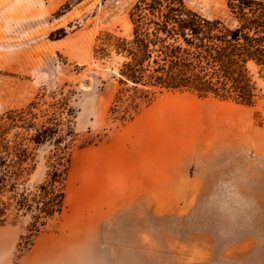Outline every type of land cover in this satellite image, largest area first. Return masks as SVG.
Here are the masks:
<instances>
[{
	"label": "rangeland",
	"instance_id": "374dc122",
	"mask_svg": "<svg viewBox=\"0 0 264 264\" xmlns=\"http://www.w3.org/2000/svg\"><path fill=\"white\" fill-rule=\"evenodd\" d=\"M136 1L0 0V115L32 104L33 114L55 113L62 131L72 132L61 214L33 238L27 217H8L0 253L19 264L37 236H52L75 249L77 264H264V81L252 106L166 90L143 104L128 91L113 112L114 66L95 61L92 49L101 32L130 35ZM226 1L183 0L207 19L229 22ZM60 29L65 37L50 41ZM63 103L72 118L60 113ZM124 126L138 144L148 135L154 142L156 186L129 189L122 181L108 197L104 148ZM54 148L35 150L26 189L43 181Z\"/></svg>",
	"mask_w": 264,
	"mask_h": 264
},
{
	"label": "trees",
	"instance_id": "16d2710c",
	"mask_svg": "<svg viewBox=\"0 0 264 264\" xmlns=\"http://www.w3.org/2000/svg\"><path fill=\"white\" fill-rule=\"evenodd\" d=\"M226 8L229 22L207 19L183 0H137L128 12V37L99 33L92 57L113 64L112 79L118 84L111 110L125 92L148 104L156 90L252 106L258 81H264V0H227ZM65 35L60 29L48 39ZM131 103L135 113L139 108ZM66 107L63 103L60 113L72 118ZM30 109L32 104L0 115V198H5L0 224L10 216L27 217L26 231L33 238L62 212L72 132L62 131L55 113L37 115ZM46 144L55 148L45 159L43 181L26 189L36 170L35 150Z\"/></svg>",
	"mask_w": 264,
	"mask_h": 264
},
{
	"label": "crops",
	"instance_id": "0c3cea01",
	"mask_svg": "<svg viewBox=\"0 0 264 264\" xmlns=\"http://www.w3.org/2000/svg\"><path fill=\"white\" fill-rule=\"evenodd\" d=\"M137 119L139 116L131 123H135ZM130 127L124 126L122 132L110 136L104 148L107 155V171L102 179L106 180L108 197L117 195V189L124 186L118 183L122 181L129 189L138 183L139 186L145 187L148 183V188H150V183L153 182L154 189L156 186L157 162L154 142L151 148L148 135L147 143L141 139L138 144L139 135L131 132ZM259 205L261 211L264 210V200L260 201ZM261 221L264 222V213H262ZM65 240L52 236H37L30 251L19 256V264H77L75 249L72 253L66 251ZM68 244L76 245V238H68ZM0 264H12V256L0 253Z\"/></svg>",
	"mask_w": 264,
	"mask_h": 264
},
{
	"label": "bare ground",
	"instance_id": "6f19581e",
	"mask_svg": "<svg viewBox=\"0 0 264 264\" xmlns=\"http://www.w3.org/2000/svg\"><path fill=\"white\" fill-rule=\"evenodd\" d=\"M184 150V149H183Z\"/></svg>",
	"mask_w": 264,
	"mask_h": 264
}]
</instances>
